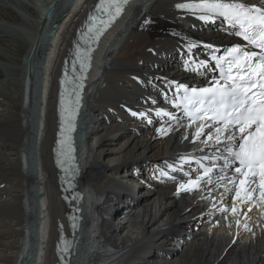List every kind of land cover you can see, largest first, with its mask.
Listing matches in <instances>:
<instances>
[{
	"label": "bare ground",
	"instance_id": "obj_1",
	"mask_svg": "<svg viewBox=\"0 0 264 264\" xmlns=\"http://www.w3.org/2000/svg\"><path fill=\"white\" fill-rule=\"evenodd\" d=\"M40 1L39 10L19 2L21 16L0 0V264H24L28 245L37 255L36 264H55L57 218L68 211L59 198L51 154L57 79L74 45L75 29L96 0ZM179 1L134 0L99 46L76 133L79 141L83 138L79 187L86 204L72 264H264L260 210L249 212L250 219L210 210L213 201L201 199L200 191L177 194L182 174L173 173L177 181L155 178L181 155L206 154L196 151L199 144L182 140L183 129L167 136L157 133L167 118L157 117L154 110L174 111L164 103L166 81L199 80L203 69L187 71L184 61L189 55L205 60L207 47L200 44L219 45L231 35L216 20L178 13L174 5ZM246 2L259 5L261 0ZM44 5L53 7L49 17L44 16ZM52 25L54 36L45 40ZM188 43L198 47L186 55ZM29 56L33 60L27 66L23 61ZM22 72L33 82L28 107L22 105ZM38 75L44 77L42 97L46 89L48 94L32 138L29 122L37 119ZM207 75L214 73L208 68ZM149 110L152 123L131 115ZM33 155L38 156V173L24 169ZM196 167L186 166L185 171ZM35 189L44 192L40 210L33 204ZM214 195L219 208V191ZM224 203L231 207L230 195ZM36 220L40 240L35 247ZM245 222L251 232L242 227ZM94 226L97 239L91 236Z\"/></svg>",
	"mask_w": 264,
	"mask_h": 264
},
{
	"label": "snow or ice",
	"instance_id": "obj_2",
	"mask_svg": "<svg viewBox=\"0 0 264 264\" xmlns=\"http://www.w3.org/2000/svg\"><path fill=\"white\" fill-rule=\"evenodd\" d=\"M128 3L129 0H99L95 14L88 17L86 30L79 36L83 45L76 44L72 62L73 72L79 64L80 75L68 77L66 72L65 79L61 81L62 85L73 79L77 81V106L86 71L91 66V43L99 40ZM174 7L197 15L198 19L205 22L222 18L236 29L235 35L247 43L243 46L236 44L223 55H216L218 50L213 45H204L212 51L210 60L215 61V70L219 73V78H214L210 86L189 88L175 81H166L165 87L172 88L175 93L169 101L174 111L164 108L154 110L157 117L167 118L165 124L156 129L157 133L167 136L183 129L182 140L190 139L192 144H199L196 151L206 154L181 155L178 163L166 165L168 170L159 169L155 178L177 181V176L172 173H180L184 179L177 182V194L200 191L201 199L210 198L213 201L210 210L230 212L234 217L243 214L246 219H250L248 213L258 209L264 216V0L259 5L246 0H190L176 3ZM196 47L197 44L188 43L186 55L191 54ZM184 66L187 71H206L209 60H196L194 55H189ZM162 94L167 98V91ZM64 104L62 92L61 105ZM151 112H131V115L152 123ZM65 113L71 118L74 111L62 107V138L57 143L58 156L63 159L57 163L62 171L74 175L78 168L74 165L75 149L71 137L64 136ZM74 128L75 125L69 122L67 131H74ZM192 164L197 167L185 171V167ZM218 191L219 208L217 196L214 195ZM228 195L232 201L230 208L224 203ZM245 207L246 212L243 211ZM236 224L241 226L239 218ZM242 227L252 231L247 222ZM68 249L65 242L63 251Z\"/></svg>",
	"mask_w": 264,
	"mask_h": 264
},
{
	"label": "water",
	"instance_id": "obj_3",
	"mask_svg": "<svg viewBox=\"0 0 264 264\" xmlns=\"http://www.w3.org/2000/svg\"><path fill=\"white\" fill-rule=\"evenodd\" d=\"M50 12H51V9L49 8L46 12V15H49ZM54 33H55V27H54V25H52V26H50L48 33H47L48 38H52L54 36ZM41 196H42V193H39L38 197H41ZM32 256H33L32 251L27 250V252L25 253L26 260H30L32 258Z\"/></svg>",
	"mask_w": 264,
	"mask_h": 264
},
{
	"label": "rangeland",
	"instance_id": "obj_4",
	"mask_svg": "<svg viewBox=\"0 0 264 264\" xmlns=\"http://www.w3.org/2000/svg\"><path fill=\"white\" fill-rule=\"evenodd\" d=\"M43 34V33H42ZM41 58L40 59H38V63H39V65L41 64V62H43L44 60L42 59V55L40 56ZM30 118H32L31 117V113H30ZM32 121L31 122H29L30 124H29V127H30V131H31V128L33 129L31 132H32V138H34V135H35V124H34V119H31ZM34 125V126H33ZM98 224V223H97ZM95 238V237H94ZM32 239L34 240V237H32ZM97 239V238H96ZM32 249V247L30 248V250Z\"/></svg>",
	"mask_w": 264,
	"mask_h": 264
}]
</instances>
